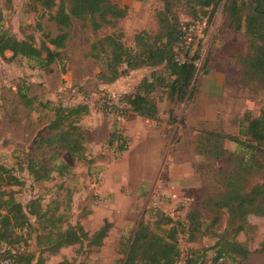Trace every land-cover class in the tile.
I'll return each mask as SVG.
<instances>
[{"label":"trees","instance_id":"obj_1","mask_svg":"<svg viewBox=\"0 0 264 264\" xmlns=\"http://www.w3.org/2000/svg\"><path fill=\"white\" fill-rule=\"evenodd\" d=\"M160 1L156 29L137 32L134 46H130L120 27L128 7L116 0H29L28 6L39 18L36 28L41 32L40 39L33 33L19 39L1 28L0 56L9 63L24 57L39 68L64 64L69 59V42L78 22L82 30L95 35L89 42V55L99 67L96 86L115 83L135 70L151 69L123 96L127 110L157 120L160 103L165 99L170 105L166 111L168 124L184 126L185 118L178 117L177 108L181 103L192 106L196 102L205 76L213 70L210 57H203L200 51V40L196 43L191 35L188 41V28L197 22L210 24L224 1L227 33L243 30L245 35V49L231 56L238 75L224 88L225 104L243 92L258 94L264 90V0ZM43 19L53 24L51 30L45 29ZM2 21L0 10V27ZM16 89V98L26 109L34 110L40 104L38 95L31 92L26 82L17 83ZM52 111L46 125L47 136L36 143L33 156L20 161L19 168L28 171L36 183L56 178L72 180L77 164L90 169L96 162L81 124L92 112L89 103L57 104ZM236 119L237 133L229 131L228 121L217 114L211 126L199 130L196 136L195 151L204 163L212 166L223 161V166L200 177L204 192L198 204L187 212V222L180 223L156 209L153 219H142L131 237L120 240L119 264H178L182 254L180 231L188 234L190 242H198L206 235L217 239L210 264H243L251 255L264 253V239L254 247L239 240L242 233L264 220V110L258 115L246 110ZM113 137L121 141L120 151L128 149L122 136L116 133ZM227 141L234 142L237 148L229 149ZM65 153L70 154L72 163L63 160ZM23 184L14 168L0 162V242L10 246L1 255L2 264H47L49 256L75 246L76 256L55 264H89L91 254L104 245L113 222L105 218L91 232L80 221L70 222L61 211L63 201L58 197L44 204V197L39 195L23 205L9 190ZM58 188L67 192L68 208L73 191L63 181ZM225 213L226 225L221 230ZM30 237L35 238L37 251L20 250L18 244ZM198 252L188 264L201 260Z\"/></svg>","mask_w":264,"mask_h":264},{"label":"rangeland","instance_id":"obj_2","mask_svg":"<svg viewBox=\"0 0 264 264\" xmlns=\"http://www.w3.org/2000/svg\"><path fill=\"white\" fill-rule=\"evenodd\" d=\"M116 1L128 7V14L120 23L128 45L134 46V35L137 32L156 29L155 15L162 7L160 0ZM28 2L29 0H0V10L3 13L0 29L9 30L19 39L33 33L39 40L41 32L36 28L39 18L28 6ZM182 17L189 21L185 15ZM41 22L46 30L52 29L53 24L50 21L43 19ZM191 26L193 29L191 35L196 38V43L200 40V51L203 57H210L209 63L213 70L205 76L204 86L196 102L192 106L181 103L177 108L178 117L185 118L184 126L181 123L171 127L166 125V111L170 105L165 99L160 103L161 111L157 120L146 119L136 112L127 110V105L122 99L121 110L124 117L122 120L117 119L116 113L106 110L103 101L107 99L108 93L122 95L123 98L142 77L150 74L151 69L135 70L115 83L96 86L94 79L99 67L89 55V42L95 35L91 31L82 30L78 22L72 30L69 59L64 64L39 68L33 61L24 57H18L9 63L0 56V162L14 168L24 180L23 185L11 187L9 190L23 205H27L31 199L39 195L44 197V204L58 197L63 201L61 211L64 210L70 222L80 221L91 232L97 230L105 218L112 221L113 227L104 245L91 254L89 264H119L122 257L120 240L131 237L142 219H153L156 209L172 215L176 221L185 224L187 212L198 204L204 192L201 182L199 185L193 179V171L199 177H203L211 170L223 166V161L209 166L197 155L194 142L199 130L211 126L217 114H220L226 122L228 121L227 129L237 133L238 115H242L246 110L258 115L264 110V90L258 94L243 92L237 99L232 97L225 104L224 88L236 81L238 75L231 56L245 49V35L243 30L227 33L224 1L217 7L210 24L197 22ZM10 55L11 53H8V56ZM20 82H26L31 92L38 95L40 104H37L36 109L29 110L19 104L16 98V85ZM82 101L88 102L92 108L91 114L85 117L81 124L88 137L89 152L96 162L90 169L87 165L77 164L72 180L56 178L52 181L34 182L28 171L19 168L20 161L27 155L33 156L36 143L47 136L46 125L53 116L54 105ZM149 127L156 128L159 133L166 136L165 148L160 147L162 155L169 145L179 151L180 178L167 181L168 185L164 190L151 187L156 181L157 170H145L146 174L141 178L125 175L127 160L123 164L121 162L125 151L119 150L118 144L121 141L118 142L113 137L116 133L122 136L120 138L126 141V147L129 149L131 139L126 131H131L138 137L136 134L146 133L145 129ZM226 145L231 150L237 148L231 141H227ZM135 148L131 155H135L141 149L146 151L151 149L148 141H140ZM62 158L72 163L70 154H62ZM183 166L187 169L192 167V172H186ZM161 179L166 180L167 174L163 172ZM62 181L73 191L68 208L67 192L58 188ZM225 214L221 230L226 225L227 213ZM187 237L186 232L180 231L182 254L178 264H188L190 259H195L196 250L201 257L196 264H210L217 239L206 235L198 242H190ZM263 239L264 220H260L256 228L239 236V240L248 242L251 247ZM17 247L20 250L37 251L34 237L28 238L27 242L19 243ZM76 249L77 246L63 248L58 254L49 256L47 264H55L64 258L71 260L77 255ZM3 253L4 250L0 247V264ZM243 264H264V253L251 255Z\"/></svg>","mask_w":264,"mask_h":264},{"label":"crops","instance_id":"obj_3","mask_svg":"<svg viewBox=\"0 0 264 264\" xmlns=\"http://www.w3.org/2000/svg\"><path fill=\"white\" fill-rule=\"evenodd\" d=\"M166 125H168L169 127L172 126L168 124V122L166 123ZM145 130L146 133L136 134L138 135V137H135L134 134L131 133V131H126V134L131 139V142L129 149L125 150L123 158L121 159L122 164L125 160H127L128 174L126 172L125 175L132 178H141L144 174H146L145 170H157L156 181L152 183L151 187H156V190H164L169 181H174L180 178L181 170L178 163H180L181 160L178 159L180 158L178 156L179 151L176 150L175 147L169 145L166 147L165 154L162 155L160 153V147L163 149L165 148L166 143L164 140L166 136L162 133H159L154 127H149ZM140 141H148V145L151 147V149L149 151L141 149L135 155H131L136 150L135 147ZM186 166H183L185 167L184 170L189 173L190 171L192 172V167L190 169H187ZM163 172L167 174L166 180L161 179V174ZM192 174L193 179L200 185L199 175H197L195 171H193ZM138 186H140V184Z\"/></svg>","mask_w":264,"mask_h":264},{"label":"built area","instance_id":"obj_4","mask_svg":"<svg viewBox=\"0 0 264 264\" xmlns=\"http://www.w3.org/2000/svg\"><path fill=\"white\" fill-rule=\"evenodd\" d=\"M192 26H190L188 28V35H187V39L188 41L191 40V31H192ZM121 99H122V95H116L115 93H108L107 95V99H105L103 101V104H104V107L106 110L110 111V112H114L116 113V116H117V119L118 120H122L124 117L122 115V110L123 109V105L121 103ZM171 217H173L172 215H170ZM174 218V217H173ZM0 247L3 249V250H7V249H10V246L5 243V242H0Z\"/></svg>","mask_w":264,"mask_h":264}]
</instances>
